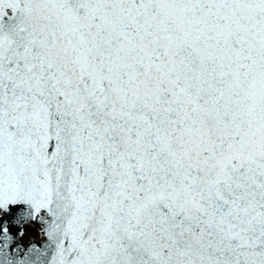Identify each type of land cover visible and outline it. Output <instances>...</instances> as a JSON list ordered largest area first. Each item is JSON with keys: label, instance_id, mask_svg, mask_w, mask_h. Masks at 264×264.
<instances>
[{"label": "snow or ice", "instance_id": "snow-or-ice-1", "mask_svg": "<svg viewBox=\"0 0 264 264\" xmlns=\"http://www.w3.org/2000/svg\"><path fill=\"white\" fill-rule=\"evenodd\" d=\"M0 264H264V0H0Z\"/></svg>", "mask_w": 264, "mask_h": 264}, {"label": "rangeland", "instance_id": "rangeland-1", "mask_svg": "<svg viewBox=\"0 0 264 264\" xmlns=\"http://www.w3.org/2000/svg\"><path fill=\"white\" fill-rule=\"evenodd\" d=\"M28 236H29V238H31V239H33V238H38V237H36L35 236V234L34 233H31V232H29V234H28ZM23 244H26L27 243V241H28V239H20V238H18Z\"/></svg>", "mask_w": 264, "mask_h": 264}, {"label": "water", "instance_id": "water-1", "mask_svg": "<svg viewBox=\"0 0 264 264\" xmlns=\"http://www.w3.org/2000/svg\"><path fill=\"white\" fill-rule=\"evenodd\" d=\"M34 240L35 239H38V238H33ZM17 243H19L21 246H24V247H26L27 246V243H28V241H27V243L26 244H23V243H21L19 240H17Z\"/></svg>", "mask_w": 264, "mask_h": 264}]
</instances>
